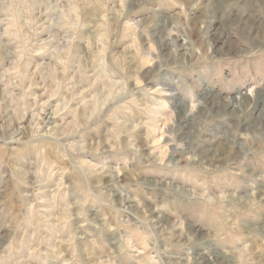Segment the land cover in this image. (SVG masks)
Returning a JSON list of instances; mask_svg holds the SVG:
<instances>
[{
  "label": "rangeland",
  "instance_id": "obj_1",
  "mask_svg": "<svg viewBox=\"0 0 264 264\" xmlns=\"http://www.w3.org/2000/svg\"><path fill=\"white\" fill-rule=\"evenodd\" d=\"M0 264H264V0H0Z\"/></svg>",
  "mask_w": 264,
  "mask_h": 264
},
{
  "label": "bare ground",
  "instance_id": "obj_2",
  "mask_svg": "<svg viewBox=\"0 0 264 264\" xmlns=\"http://www.w3.org/2000/svg\"><path fill=\"white\" fill-rule=\"evenodd\" d=\"M60 50V49H59ZM46 72V71H45ZM51 100V99H50ZM19 120V119H18Z\"/></svg>",
  "mask_w": 264,
  "mask_h": 264
}]
</instances>
